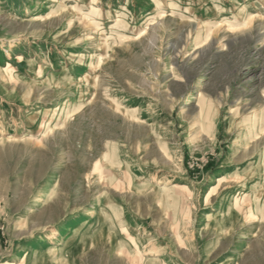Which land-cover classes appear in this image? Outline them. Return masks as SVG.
Here are the masks:
<instances>
[{"label":"rangeland","instance_id":"obj_1","mask_svg":"<svg viewBox=\"0 0 264 264\" xmlns=\"http://www.w3.org/2000/svg\"><path fill=\"white\" fill-rule=\"evenodd\" d=\"M255 115L264 0H0V264H264Z\"/></svg>","mask_w":264,"mask_h":264},{"label":"bare ground","instance_id":"obj_2","mask_svg":"<svg viewBox=\"0 0 264 264\" xmlns=\"http://www.w3.org/2000/svg\"><path fill=\"white\" fill-rule=\"evenodd\" d=\"M256 114V113H255ZM254 115V114H253ZM247 128V127H246ZM264 133V118L260 117V115H255L254 122L249 125L248 131L244 137V145L246 148H248L252 144V139L256 136H260ZM251 172H253L252 168L246 169V171L243 172V175H248ZM111 173V172H110ZM109 173V174H110ZM104 175V174H103ZM107 176V175H106ZM237 177V176H236ZM105 178V177H104ZM264 178V177H263ZM109 180V179H108ZM221 214V213H220ZM208 217H210V214H207ZM222 217V216H221ZM224 217V215H223ZM225 218V217H224ZM107 220V219H106ZM33 253V251H32ZM34 256H36V252L34 253Z\"/></svg>","mask_w":264,"mask_h":264}]
</instances>
